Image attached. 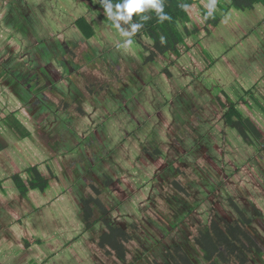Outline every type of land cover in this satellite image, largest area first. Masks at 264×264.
<instances>
[{
	"label": "flooded vegetation",
	"instance_id": "flooded-vegetation-1",
	"mask_svg": "<svg viewBox=\"0 0 264 264\" xmlns=\"http://www.w3.org/2000/svg\"><path fill=\"white\" fill-rule=\"evenodd\" d=\"M7 11L11 14L8 7ZM22 15L26 20L30 16L34 17V22L31 17L29 19V22L33 24V33L21 32L17 28L15 32L16 35L18 34L17 42L8 40L4 44L10 47L12 43H15L14 47L17 50L13 52L10 49L9 56L5 52L4 57H0V82L7 86L12 83L9 89L11 91L10 87H14L15 90L8 94L13 98L11 104L7 105L6 97V107L0 106V118L16 116L15 121L12 120L8 123H17L16 125L20 128L22 124L26 123L24 128H28L31 135L28 139V149L31 151V148H34L36 144L42 150V160L38 158L39 161L35 163L38 165L31 166L14 176L19 175L22 178L28 174L29 181L32 178L31 169L37 167L43 175L50 176L47 192L50 187L57 184L59 179L62 184L64 178L68 181L64 184V187L69 188L68 194L71 193V186L74 187L75 184L77 189L73 190L71 196L75 192H79L77 197L81 208L79 207L80 211L77 210L75 213L80 223L82 221L79 220V214L83 208V199L94 195L95 192L106 190L109 203L106 202L109 209L112 202L121 201L119 210L115 211L114 215L108 214L107 220L128 231L133 226L135 229L130 232L132 238L121 240L120 243H117L120 247L114 249L109 244L101 248L98 236L95 237L92 234V230L103 225L102 222L90 230L85 229V225H83L85 238L87 241L88 238L90 239L88 243L93 244L94 249L92 252L91 248L87 252L88 255L83 256L84 259L90 260V263L87 264H103L102 258L98 256L97 252H100L108 260H112V264H137L153 248L159 250L165 264H171L168 252L172 247L183 250L195 264H197V258L203 262L199 250L191 244L192 242L187 241H191L192 234L178 230L184 228V224L188 223L189 229L193 232L202 225L210 227L212 220H216L219 224L221 221L222 223L226 220L229 221L227 216L219 215V213L223 214L228 210L232 214L234 212L237 216L235 219H237L236 205L241 211L247 212L252 219V224L248 228L255 241L261 244V247L255 244L256 247L253 248V253L249 258L250 262L251 264H264V238L254 233L256 229L254 224L260 219L253 216V209L251 210L247 204L242 206L240 201L241 192L248 186L253 187L249 196L256 199L259 198L257 194L261 193V199L264 198V161L262 162L264 149L261 147L262 157L253 158L255 162L250 163V168L253 167V164L257 166L253 168V174L249 169L250 174H246V176L237 174V178H233L236 174L233 173L232 177H228L231 172L239 170L232 169L238 164L240 166L239 160L243 162L248 158L243 155L238 159L232 149H243L250 153L251 157L253 155V138L249 139L247 135H242L240 132L244 138L241 140L237 127L239 119L233 115L230 117L231 125L227 126L228 129L222 133V138L225 136L229 148L227 146L225 151L219 150V145L223 144L218 139L219 153L215 156L208 154L205 157L216 162L213 163L215 168L211 171L210 164L205 161L204 157L195 158L197 168L201 173L199 176L194 174L193 166H191L193 159L191 153L193 154L199 147L209 148V135L211 128L215 127L213 126L214 122L220 121L218 117H221V124H218L217 127L221 128L220 125L223 127V124L226 123L225 114L222 115L223 109L231 107V104L227 103L228 100L225 102V98H221L224 93L222 96H214L216 98L214 100L217 102L216 106L211 104L209 95H205L201 91V87L205 86L203 84L205 83L204 72L195 76L193 70L197 73L196 67L202 68V66L193 62L189 53L184 54L182 59H179L181 54L174 56L179 59V65L180 61L184 64L182 67L173 61L162 63L160 59V61L147 65L148 56L144 46L134 43L133 38H130L131 44L126 45V42L124 43L126 40L120 31L108 29V24L105 21L102 29H99L94 35L96 38H87V35H82L76 29L74 34H68L67 37L60 39V36L51 38L48 35H37L35 28L37 29V25L40 24L35 15L30 10H25ZM40 26L44 28L43 25ZM212 29H209V33H212ZM9 32L13 37V30L11 29ZM111 36L117 39L110 42ZM79 40L87 43L86 49L85 47L81 48ZM0 44L3 45V43ZM194 47V45L189 47L191 53H193ZM25 56H28L27 59L19 66L14 64L19 58ZM166 69L167 71L169 69L171 73ZM198 76L203 78H198ZM162 77H167V80L169 78L168 84L165 85ZM177 79L181 80V88L176 86ZM161 87L166 88L168 92H162ZM176 94H179L178 97ZM200 99L207 101L206 108L202 107ZM223 103L226 107H223ZM182 106H185L186 112L185 110L181 111ZM200 108L202 111L197 112V109ZM219 108L222 109L221 112H217ZM21 112H25V116L20 114ZM177 112L180 114L179 122L184 136L186 134L185 137L183 136L184 138L182 137L183 139L174 126V117L177 116ZM19 116L24 122H19ZM154 118L157 121H154ZM129 119L136 123L132 129L126 128ZM170 122L173 125H170ZM34 133L40 136H34ZM179 138L183 142L182 146L176 143ZM33 139L39 140V142ZM3 141L4 137L0 135L1 165L7 161H14L10 156L9 149L5 150L7 145L6 143L4 145ZM193 144L195 146L189 152L187 147ZM84 146H94L97 149L96 157H101L112 148L109 151L112 158L120 157L125 146L128 154H123L120 158L125 155L123 159L126 160V156H129L134 159L133 163H138L136 168L140 169L142 166L145 171L142 176H137L138 173L135 171L136 178L126 176L125 179L129 183L122 190L120 185L123 187L125 183L121 184L120 180L113 175L107 177L102 174L101 179L95 180L92 171L86 180L79 181L77 178L80 171L83 172L82 166L78 163H71V158L73 154L80 157L85 154ZM70 148H72L73 154H66ZM45 150L51 153L52 157L47 155ZM62 153L63 155H60ZM53 159H56L61 167H64L61 173H57L53 163L49 162ZM137 159L138 161H136ZM39 166H44V168ZM224 166L228 169L227 171ZM68 167L74 168L72 174L69 173ZM113 169L117 170V165L112 164L109 170ZM15 170L17 171L16 167ZM62 172H64V177H62ZM131 174L133 175V171ZM191 174L195 176L196 182L195 179H192L194 176L192 177ZM28 181L24 182L28 184ZM179 182L185 187L186 192L178 190ZM16 190L20 194L17 187ZM194 191H197L198 194L193 193ZM227 193L231 194L229 197L232 199L231 202L226 200L225 194ZM27 195L31 196L29 192ZM213 195L214 198H217V202H214L217 203L216 206L208 201V198ZM189 198L194 199V202ZM15 199L16 194L13 193L9 200L15 201ZM161 205L169 208V215L161 211ZM196 206L201 210L196 209ZM212 207H218L219 213L216 209H211ZM194 211H199L201 216V220L196 225L195 221L189 217ZM22 213L20 212V214ZM10 216L13 217L12 212ZM121 217L124 218L123 222H121ZM116 218L119 219L116 220ZM77 224V227H80V224ZM104 230V228L101 229V232L103 233ZM44 240H48L47 245L55 243L46 238L42 242ZM135 243L141 244L138 252H132V244ZM58 246L62 245L58 243ZM54 248L52 246L51 252H54ZM40 254L43 252H38V255ZM66 259H63L64 264ZM59 263L61 264L62 260ZM153 264L160 263L155 261Z\"/></svg>",
	"mask_w": 264,
	"mask_h": 264
},
{
	"label": "rangeland",
	"instance_id": "rangeland-1",
	"mask_svg": "<svg viewBox=\"0 0 264 264\" xmlns=\"http://www.w3.org/2000/svg\"><path fill=\"white\" fill-rule=\"evenodd\" d=\"M200 1L201 4L208 9L207 5L211 2V0ZM101 2H103V0H0V43H3V45L0 44V57H4V55L6 54L5 52H7L6 55L9 56L10 49H12L13 52H16L17 48L14 47L15 43H12V45H10L11 48L8 47V45L4 44H6L8 40H14V42H17L18 34H15L17 28H19L21 32L27 31L31 32V34L33 33V24L29 22V19L31 17L33 22L35 21V19L33 16H30L29 19L26 20L22 15L25 10H30L35 15L37 22L40 25L44 26L43 28L42 26L37 25V29L35 28L37 35H48L51 38H53L52 36H60V39H63L64 37H67L68 34H74V31L76 32V29L77 32H80L82 35H86L84 32L79 30V27H85L83 25V22L91 26L92 31L90 32H95L96 35V32L99 29H102L104 21L106 22V20L108 21V29L117 30L114 27V24H112L113 26L110 25V23L113 21L108 18L106 13V6H103V3L101 4ZM99 4H101L100 6H103L102 9H100V7H97ZM228 6V0H215V8L213 10V13L221 18V22L218 23L217 26L213 27L212 33L208 34L204 32L205 24L202 20L203 18L201 17L200 19H195V16H197V7L194 6V9L191 8L190 13L192 14L191 16L193 21L189 22V26L191 28H194V24H196L198 26V29L200 30L198 36L193 37L194 42L196 43L197 41V43L194 47L195 49L193 50V53L189 51L190 49L186 50L182 46L179 47L181 54L179 59L184 58V54L189 53V56H192L193 58V62H198L197 57H201V64H204V66L208 68L207 71H205L203 68H200V71L206 72L203 74L205 75V83L203 84L205 85L204 88H206V90L202 87L201 91L204 90L205 95H209V97L211 98V104H215L216 106L217 102L214 100L216 99L215 97L222 96V93L224 92L228 95L231 94L236 89V87H238L240 81H242L243 87L252 84L253 55L257 54L258 52L256 50L257 45H261V41H264V9L262 10L261 8H257L254 10L241 11L234 8H229ZM7 7L10 9V13L12 15L7 11ZM225 10H227V12L224 13ZM77 20H79L78 25H76ZM11 29L13 30V37H11L12 33L9 32L11 31ZM85 31L87 32L88 30L86 29ZM89 38L92 39L96 37L94 35H90ZM109 39L110 42H112L117 38L111 36ZM129 39V37L125 38L126 41ZM79 41L81 42V48L84 49L85 47L86 49L87 43L82 42V40ZM126 41H124V43ZM133 42L136 43L134 39ZM262 50L264 49H261L259 51L261 54ZM261 56L262 62H264L263 54ZM27 57L28 56L19 58L16 63L14 62V64L19 66V64L25 61ZM167 57L169 59H166L165 62L173 61L175 62V64H178V66L182 67L183 63L180 61L179 65V59L175 58L174 55L169 54ZM193 73L195 76L199 75L198 73H195L194 70ZM166 78L162 77V81L165 83V85L170 81L169 78V81ZM198 78L203 77L198 76ZM10 85H12V83H9V85L7 86L5 83L0 82V106L2 105L6 107V97L7 105L11 104V100L13 98L8 94L9 92L14 91L15 88L10 87L12 89L10 91ZM181 85V80L177 79L176 86L181 88ZM161 90L162 92H168V90L164 87H161ZM244 95L246 94H243L242 96ZM223 97L224 96H222L221 98ZM204 99L206 100L205 97ZM250 99L248 97L247 101H250ZM226 100L227 99H225V101ZM200 103L204 108L208 106L207 101H201L200 99ZM227 103L229 104L230 102L227 101ZM83 104H85V102H83ZM237 109L241 115V118H246L247 116H249V113L251 111L253 121V108L250 107L249 103L240 102ZM184 110L185 108L183 107L181 111ZM221 111L222 109L219 108L217 112ZM20 114L25 116L26 113L21 112ZM16 118V116H7L6 118H0V135L4 137V145L5 143L7 145V147H5V150L8 148L10 156L14 159V161L4 162L3 165L0 164V264H60V260H62L61 264H64V258H67L65 264L90 263V260L84 259L83 256L88 255L87 252H89L91 248L92 252L94 249L93 244L90 245L88 243L90 239L88 238V241L86 240L84 229L82 228L83 224L78 221L77 214L75 213V211L79 209L78 205L80 204L79 198L76 195L71 196V194L74 192L73 190L77 189V186L75 184L74 187L71 186V193L69 194L66 192V188L62 189L61 191H65L66 193L64 192L63 196H60V198H55V196L52 195V187L48 189V192L46 190L44 192H42L41 190H31L29 191V194H31L30 197L29 195L23 197L16 190L12 177L23 172L31 166L38 165L35 164L39 161L38 158L42 160V150L35 143V147H32L31 151L28 149V139L31 135L30 130L28 128H24V126L26 127V123H24V125L22 124L21 128L18 127L15 123H8L12 120L15 121ZM219 118L220 121L216 120L213 124V126L215 127L211 128L209 135V148L202 149L201 147H199L195 149L193 154L191 153V157L193 158L191 166H193L192 169L195 175H197V171L200 172V170L197 168L195 158H205L208 154H212L215 156V154L219 153V150L223 151L220 145L219 150L217 148V144H219L218 139H222L223 133L222 125H220L221 128L217 127L218 124H221V117H218V119ZM18 120L20 123H22V121L24 122V120H22L20 116ZM153 120L157 121V119L155 118ZM175 121H177V123L180 125L178 117H174V122ZM134 124L136 123L133 120L129 119L127 121L128 126L126 128L132 129ZM169 124L173 125L171 122ZM240 132L241 130H239V135ZM34 136L38 137L40 135L34 133ZM247 137L249 139H252L253 134L249 132L247 133ZM242 139L244 138L241 136V140ZM33 140L35 141L36 139ZM36 141L39 142V140ZM176 143L181 144L183 142H181V139H179ZM123 148L124 154L127 155L128 152L126 150V147L124 146ZM232 151L235 153L238 159L243 155L245 157H248L243 162H241L240 160L238 161L240 162V166L236 165L232 167V169L235 171L239 169L235 172L236 174H234L233 178H237V174H242V176L250 174L249 169H251V172L253 174V168H256L257 166L253 164V167L250 168V163L252 161L253 163L255 162L253 158L262 157V153H253L251 157V154L243 149L236 148L235 150L232 149ZM46 153L47 155H50V157H52V152L48 153L46 151ZM130 159L131 158L129 156H126V160L129 161ZM205 161L210 164V168L212 171V169L215 168L213 163L216 162H212L210 159L206 158ZM49 162L53 163L57 173H61V171L64 169V167H61L59 165V162L57 160ZM15 167L17 168V171L15 170ZM39 167L44 168V166ZM140 167L142 168V166ZM68 168L72 170V167ZM141 168H136V172L138 171L137 176H142V174L144 173V171L142 172ZM62 174V177H64V172H62ZM193 176L194 175H192V177ZM22 178L25 182H27L29 175L25 174ZM192 179H195V176ZM66 182L68 181L64 178L63 184H65ZM144 184H146V182H144ZM251 190H253V187L248 186L243 191V193L240 191L242 198L245 196V198L250 197L253 200V198L249 196ZM53 191L55 192V195L59 193V190L57 189ZM13 193L16 194L15 201L9 200ZM193 193L198 194L197 191H194ZM230 195L231 194L229 193L225 194L226 200L231 202L232 199H229ZM257 195L259 198H256V200L259 201V203L261 204V209L264 210V201L260 197L262 194L259 193ZM107 198V195L101 196V199L103 201H107ZM189 200L194 202V199L189 198ZM208 201L214 204L213 206H216L215 204H217L214 203L215 201L217 202V198H214V195L213 197H209ZM107 202L109 203V201ZM44 203H49V206H43ZM120 204L121 201L118 203H111V208L109 209L111 215H114V212L119 210ZM161 206V211L169 215V208L164 205ZM24 207L27 208L26 212H24ZM195 208L200 209L198 206H196ZM211 209H216L217 213H219L218 207H212ZM11 212L13 214V217L10 216ZM20 212L23 213L20 214ZM151 213L153 214L152 211ZM219 215H225L229 219L237 217L236 214L234 212L232 214L230 210L226 211L223 214L219 213ZM23 217H26V219L24 220ZM189 217L190 219L195 221V225L201 220L199 211H194ZM22 218L25 224L18 223V220ZM118 219L119 218H116V220ZM262 219L263 218H261V221H257L254 224V226L256 227L254 233L259 237L264 238V221ZM123 220L124 218L121 217V222H123ZM15 222L19 225L16 226ZM77 223L80 224V227H77ZM34 226L38 228L36 231L34 230ZM25 228L27 230H25ZM103 228L105 229L103 225H99L98 228L92 230V234L96 237ZM8 230L12 232L13 236L8 235ZM178 231H185V233L187 232L190 235L192 234V230L189 229V223L184 224V228H181ZM44 237L46 239H48V237H51L50 241L55 243L45 247V245H47L48 243V240H44L42 242ZM187 241L191 242L190 240ZM25 243L30 244V246H26ZM58 243L62 246L59 247ZM52 246L55 247V250L53 249L54 252H51ZM132 246V252H138L137 250L140 249L141 244L135 243L134 245L132 244ZM39 251L43 252V254H41L40 256L38 255ZM97 254L100 258H102L103 264L113 263L112 260H108L102 254H100V252H97ZM26 257L28 258L25 260ZM155 261L159 262L160 264H165L157 248H153L150 252H148L146 256L140 260L139 263L153 264ZM196 262L197 264H203L204 260L202 262L197 258ZM139 263L137 262V264Z\"/></svg>",
	"mask_w": 264,
	"mask_h": 264
},
{
	"label": "trees",
	"instance_id": "trees-1",
	"mask_svg": "<svg viewBox=\"0 0 264 264\" xmlns=\"http://www.w3.org/2000/svg\"><path fill=\"white\" fill-rule=\"evenodd\" d=\"M228 1L229 8L241 11L257 8L264 9V0ZM160 2L163 6L162 14L166 15L167 19L161 21L159 19V14H157L155 10L149 9L144 13L134 15L131 21V23H140L142 25V27L129 38H133L139 46L141 44L144 46L148 56L147 65L160 60L164 63L166 59H169L167 57L168 54L174 55L175 57L179 56L180 46L188 50L190 46L196 45L197 41L195 43L193 37H197L200 30L196 24H194V28L189 26V22L193 21L190 9H194V6L197 7V16H195V19L203 18L202 20L205 24L204 32L207 34L209 33V29L217 26L218 23L221 22V18L216 14L212 13L211 16L207 15L208 9L201 4L200 0H160ZM102 3L103 6L112 4L113 11H116L115 5L117 3H123V0H103ZM101 4L98 5L100 9L103 7L100 6ZM225 12H227V10H225L224 13ZM142 16H148L149 19L142 20ZM78 21L79 20L76 21V25H78ZM106 22L108 23L107 20ZM120 23L123 29L131 31L130 24H125L123 21ZM112 24L113 22L110 23L111 26H113ZM83 25L85 27H79V30L84 32L87 38L90 37V35H95V32H90L92 31L91 26L84 22ZM86 29L88 30L87 32L85 31ZM197 60L201 61V57H197ZM167 72L171 73L169 69ZM225 94L228 95L227 93ZM237 97H241V92ZM242 97L244 98V96ZM231 102L234 101L232 100ZM231 114V116L235 115L238 117L239 122L237 127L241 130L242 135H247L249 132L253 134V128L256 130V127L253 125L250 115L246 118H241L236 104L234 105V103L231 104ZM227 119H230V117H227ZM256 133L258 137L262 135L260 132ZM31 175L32 178L28 181V184H26L19 175L14 176L12 179L23 197H26L30 190H41L44 192L49 187V175H43L37 167L31 169ZM198 175H200L199 171H197V176ZM194 181L196 182V178ZM178 190L186 192L185 187L182 186L180 182L178 183ZM99 195L100 194L95 192L94 195L83 199V208L79 214V219L82 221L83 225H85V229L88 230L94 229L96 225L102 222L105 230L103 233L100 231V233L97 234L100 247L104 248L105 245L109 244L114 249H118L120 246L117 243H120L121 240L124 241L132 238L130 232L135 231L134 226L128 231L107 220L106 217L110 214L109 205L106 201L104 202ZM262 200L264 201V198ZM240 201L242 206L247 204L251 210L253 209L254 217H257L260 221L261 218H263L262 220L264 221V210L261 209L259 201L255 198L253 200L250 197L245 198V196L243 198L241 197ZM236 209L238 215L237 219L226 220L223 223L221 221L222 224H219L216 220H212V222H210V227H208V225H202L192 232L191 242L202 254L205 264H251L249 258L253 253V248L256 247L255 244L261 247V244L255 241L252 232L248 228V226L252 224V219L247 212L241 211L237 205ZM168 256L171 258V264H195L180 248L172 247L168 252Z\"/></svg>",
	"mask_w": 264,
	"mask_h": 264
},
{
	"label": "crops",
	"instance_id": "crops-1",
	"mask_svg": "<svg viewBox=\"0 0 264 264\" xmlns=\"http://www.w3.org/2000/svg\"><path fill=\"white\" fill-rule=\"evenodd\" d=\"M123 38L125 39V37H123ZM126 48H127V46H126ZM261 49H264V41L263 40L261 41V45L259 44L256 47V50L258 51L257 54L253 55V82H252V84L249 85V86L243 87L242 86V81H240V83L238 84L239 88L236 87V90H234L229 95H226L224 93V98L227 99L230 102L229 104H233V103H234V105L236 104V108H238L240 102L249 103L250 107L253 108V125L256 127V130L253 128V153H257V152L261 153V151H262L261 150V147H262L261 143L264 140V62H262V56H261L263 54V61H264V50H262V54H261L259 52ZM197 63H199L202 66V68L205 71H207L208 68L206 66H204V64H201L200 61H198ZM196 68H197V70H196L197 73H203L204 72V71H200V67L199 66H197ZM204 73H206V72H204ZM204 89L206 90V88H204ZM203 92H204V90H203ZM240 92H241V97L239 98L237 96H238V94ZM179 93H181V92H179ZM204 94H205V92H204ZM243 94H246V95H244V98L242 97ZM178 95L179 94H176V97H178ZM252 95H253V97H252ZM230 96H232V97H230ZM247 96L249 97V99L251 98L250 101H247L248 100ZM232 100L234 102H231ZM224 106L226 107L225 104L223 105V107ZM197 110H198L197 112L202 111L201 108L197 109ZM222 115H224V117H225L224 119L226 121V123L223 124L224 125L223 127H225V128L222 129V132H225L228 129L227 126L231 125V120L227 119V117L229 118L232 115L231 114V107H226V109L224 108L223 112H222ZM249 115L251 116V119H252V112L251 111H250ZM175 117L180 118L179 114H177V116H175ZM174 126L176 127L177 133H179V135L182 138L184 136V131L182 130L181 126L177 123V121H175V125ZM130 131H132V130H130ZM256 132H260V133H262V135L260 137H258ZM185 136H186V134H185ZM181 138H179V139H181ZM220 141H222L223 145H221V147L225 151L227 146H228V144H226L227 143V139L224 136ZM180 145L182 146V143ZM193 147H194V144L189 146V147H187V150L188 149H192ZM228 148H229V146H228ZM84 149H85V151H84L85 154H83L81 157L73 154L72 148H70V149H68L66 151V154H73V156L71 158V163H78L79 165L82 166L83 172L80 171V173L78 174V178H77V179H79V181L81 179L82 180L83 179L86 180V177L92 171L94 172L93 178H95V180H97V178L101 179L102 174L107 176V177H110V176L113 175V176H116L120 180L121 184H122V182L125 183L123 185V187L120 185V189L122 190V189H125L126 187H124V186L129 183V181L127 179H125L126 176H128L129 178L131 176H133V178H136L135 171L137 169H135V168L138 165L136 163H133V162H135L134 159L126 161V160L123 159L125 157V155H124V157L120 158L124 154V149L122 150L121 154L119 155L120 157H113V158L110 157V153H109V151L112 148L109 149L101 157H96L95 156L96 152H97V149L94 146H87V147L84 146ZM60 155H63V153L60 154ZM116 158H119V159H116ZM259 158L260 157H258V159ZM54 160H56V159H53L52 161H54ZM136 161H138V159ZM263 161L264 160L262 159V162ZM112 164L117 165V170H114V169L111 170V171L109 170V169H111V165ZM238 166H239V164H238ZM73 169L74 168L72 167V170ZM72 170H69V173L72 174ZM225 170L227 171L228 169L225 168ZM131 171H133V175L131 174ZM143 171H145V169H143V167H142V172ZM137 173H138V171H137ZM233 173H235V172H231L230 174H228V177H232ZM59 180H58V182H59ZM58 182L51 189L52 190V195H54L55 198L56 197L60 198V196H63V193L65 191H61L62 189L66 188V192L67 193L69 191L68 187H63L64 184H62V182H59V183ZM56 189L59 190V193L57 194L59 197L57 195H55V192L53 191V190H56ZM83 189H84V187H83ZM98 189H99V187H98ZM78 193H79L78 191L75 192V194H73V196H75V195L78 196ZM97 194H100L99 196L101 197L103 195H107V191L106 190L105 191H100ZM43 206L47 207V206H49V203H44ZM78 206L81 208V204H79ZM80 208L77 209V210L80 211ZM23 218H24V220L26 219V217H23ZM23 218L18 220L19 224H25V222H23L24 221ZM44 222H45V220H44ZM18 223L15 222L16 226L19 225ZM10 227H13V226H10ZM37 229L38 228L36 226H34V230L36 231ZM25 230H27V229L25 228ZM8 235L9 236H13V234H12V232L10 230H8ZM43 239H45V237ZM48 239H51V237H48ZM25 245L26 246H30V244H26V243H25ZM47 246L48 245H45V247H47ZM39 252H42V251H39ZM27 258L28 257H26L25 260Z\"/></svg>",
	"mask_w": 264,
	"mask_h": 264
},
{
	"label": "clouds",
	"instance_id": "clouds-1",
	"mask_svg": "<svg viewBox=\"0 0 264 264\" xmlns=\"http://www.w3.org/2000/svg\"><path fill=\"white\" fill-rule=\"evenodd\" d=\"M116 11L113 12L112 4L106 6V13L108 18L113 21L114 27L120 31L123 37H130L132 34L136 33L137 30L142 27L140 23H131L132 17L136 14L144 13L146 10L153 9L159 14V19L163 21L167 19V16L163 13V6L160 0H123V3H117L115 5ZM187 7V6H185ZM208 12L207 15L211 16L215 8V0L207 5ZM142 20L149 19L148 16H142ZM121 21L125 24H130L131 31L125 30L121 27ZM131 40L126 41V45H130Z\"/></svg>",
	"mask_w": 264,
	"mask_h": 264
},
{
	"label": "built area",
	"instance_id": "built-area-1",
	"mask_svg": "<svg viewBox=\"0 0 264 264\" xmlns=\"http://www.w3.org/2000/svg\"><path fill=\"white\" fill-rule=\"evenodd\" d=\"M262 148L264 149V141H263V143H262Z\"/></svg>",
	"mask_w": 264,
	"mask_h": 264
}]
</instances>
